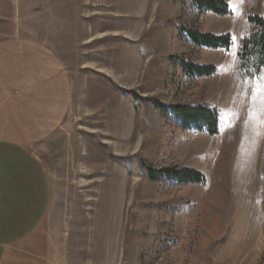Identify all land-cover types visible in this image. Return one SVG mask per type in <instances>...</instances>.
I'll use <instances>...</instances> for the list:
<instances>
[{
    "label": "rangeland",
    "instance_id": "374dc122",
    "mask_svg": "<svg viewBox=\"0 0 264 264\" xmlns=\"http://www.w3.org/2000/svg\"><path fill=\"white\" fill-rule=\"evenodd\" d=\"M227 2L218 17L190 0H0V43L46 45L70 86L37 150L48 218L4 264H264V74L250 92L234 79L253 30L243 16L264 19V0ZM185 30L229 33L232 46H194ZM180 63L215 73L189 77ZM199 105L218 110L215 137L170 113ZM171 168L206 185L158 174Z\"/></svg>",
    "mask_w": 264,
    "mask_h": 264
},
{
    "label": "crops",
    "instance_id": "0c3cea01",
    "mask_svg": "<svg viewBox=\"0 0 264 264\" xmlns=\"http://www.w3.org/2000/svg\"><path fill=\"white\" fill-rule=\"evenodd\" d=\"M59 62L36 40L0 43V264L50 212L51 182L37 150L70 98Z\"/></svg>",
    "mask_w": 264,
    "mask_h": 264
},
{
    "label": "trees",
    "instance_id": "16d2710c",
    "mask_svg": "<svg viewBox=\"0 0 264 264\" xmlns=\"http://www.w3.org/2000/svg\"><path fill=\"white\" fill-rule=\"evenodd\" d=\"M190 1L193 6L202 12H209L218 17L231 15L227 0ZM245 14L243 18L247 26L253 30L243 35L238 41L234 79L240 85L245 86L244 88H246L247 92H250L252 83L264 74V19L259 15ZM184 32L190 42L197 47L229 51L232 46V37L229 33L215 35L203 34L192 30H185ZM180 66L189 77H211L215 73V68L212 66H198L188 63H180ZM152 102L155 105L158 104L154 101ZM170 113L184 130L205 131L209 137L218 135L219 112L214 107L210 108L207 105H199L194 108L175 106L170 109ZM144 166L148 172V178L154 181L156 173L147 164H144ZM158 174L164 175V177L175 181L177 184L206 185L204 174L193 169L171 168L164 169Z\"/></svg>",
    "mask_w": 264,
    "mask_h": 264
},
{
    "label": "bare ground",
    "instance_id": "6f19581e",
    "mask_svg": "<svg viewBox=\"0 0 264 264\" xmlns=\"http://www.w3.org/2000/svg\"><path fill=\"white\" fill-rule=\"evenodd\" d=\"M98 21V20H97ZM114 23V22H113ZM109 29V28H108ZM75 137V136H74Z\"/></svg>",
    "mask_w": 264,
    "mask_h": 264
}]
</instances>
